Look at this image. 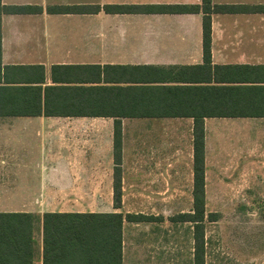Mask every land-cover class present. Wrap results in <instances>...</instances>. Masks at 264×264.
<instances>
[{
    "label": "crops",
    "instance_id": "1",
    "mask_svg": "<svg viewBox=\"0 0 264 264\" xmlns=\"http://www.w3.org/2000/svg\"><path fill=\"white\" fill-rule=\"evenodd\" d=\"M211 5L236 7L210 15L211 66L256 67L242 86L264 88V0ZM150 6L202 8V0H0V202L9 206L0 212L101 211L109 196L110 209L98 213L146 218L143 211L182 210L184 194L192 209L194 120L153 114L167 112L156 108L158 87L197 85L184 73L174 78L203 65L204 15L143 11ZM203 126L205 193L209 177L243 168L248 179H264V117H210ZM43 196H57L56 206H37ZM62 196H97L98 205L73 206ZM181 214L124 220L121 264H186L185 252L170 250V224L180 223L191 225L193 264L194 225Z\"/></svg>",
    "mask_w": 264,
    "mask_h": 264
},
{
    "label": "trees",
    "instance_id": "2",
    "mask_svg": "<svg viewBox=\"0 0 264 264\" xmlns=\"http://www.w3.org/2000/svg\"><path fill=\"white\" fill-rule=\"evenodd\" d=\"M236 7H213L211 0H202L198 6H150L149 13H203V65L187 67L175 72V78L184 73L196 86L158 87L155 89L156 108L166 113L153 117H191L193 130V192L192 209L178 216L180 221L192 223L193 264H206V224L215 221V214L205 208L204 126L210 117H264V88L242 86L258 68L249 66H211L210 15ZM238 9V8H237ZM11 11H21L12 8ZM52 13H76L77 8L53 9ZM93 13L99 11L92 8ZM106 13H131L135 7L104 8ZM92 13V12H91ZM214 83L215 85H211ZM121 147L114 146L118 161ZM114 208H120V179L115 170ZM146 221L142 215L98 212H0V264H35L41 241V264H121L123 221ZM38 235V236H37Z\"/></svg>",
    "mask_w": 264,
    "mask_h": 264
},
{
    "label": "rangeland",
    "instance_id": "3",
    "mask_svg": "<svg viewBox=\"0 0 264 264\" xmlns=\"http://www.w3.org/2000/svg\"><path fill=\"white\" fill-rule=\"evenodd\" d=\"M94 25V24H92ZM246 168L235 176L215 181L208 178L205 208L207 213L215 214V221L206 224V264H264V179H248ZM187 186V181L185 182ZM213 183V185H211ZM216 183L221 184L215 187ZM1 197V196H0ZM17 198V196H15ZM66 200H76L73 206L97 207V196H62ZM57 196H43L41 208L55 207ZM1 199V198H0ZM176 205L182 210L143 211L148 219L151 215L172 219L179 212L187 213L191 209L188 194L177 196ZM72 202V201H71ZM0 207H9L0 202ZM102 210L107 212L109 196L104 197ZM110 209V208H109ZM50 210L28 211L42 214ZM88 212V211H80ZM135 212V211H133ZM163 214V216L161 215ZM170 250L182 251L189 264L192 230L187 223L170 224ZM38 236V235H37ZM37 239H40L37 237Z\"/></svg>",
    "mask_w": 264,
    "mask_h": 264
}]
</instances>
